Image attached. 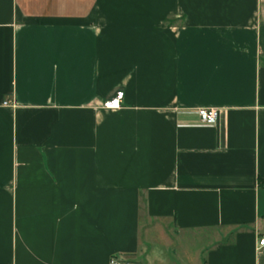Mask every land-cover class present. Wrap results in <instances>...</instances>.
<instances>
[{"label":"crops","instance_id":"obj_1","mask_svg":"<svg viewBox=\"0 0 264 264\" xmlns=\"http://www.w3.org/2000/svg\"><path fill=\"white\" fill-rule=\"evenodd\" d=\"M152 231L264 264V0H0V264H144Z\"/></svg>","mask_w":264,"mask_h":264},{"label":"rangeland","instance_id":"obj_2","mask_svg":"<svg viewBox=\"0 0 264 264\" xmlns=\"http://www.w3.org/2000/svg\"><path fill=\"white\" fill-rule=\"evenodd\" d=\"M153 232L152 236L147 239L148 243L141 245L144 264H195L193 245H183L181 247L173 243V247L171 241H168L167 238L162 239L159 233ZM174 249L177 255L173 253Z\"/></svg>","mask_w":264,"mask_h":264},{"label":"built area","instance_id":"obj_3","mask_svg":"<svg viewBox=\"0 0 264 264\" xmlns=\"http://www.w3.org/2000/svg\"><path fill=\"white\" fill-rule=\"evenodd\" d=\"M123 91L117 89L110 97L104 100L103 107L106 109H118L122 106L123 102ZM4 104H9V100H4ZM199 119L205 124H214L219 116V110L215 107L200 108L197 111ZM264 245V237L259 239V246ZM109 264H137L131 258L119 255H113L109 259Z\"/></svg>","mask_w":264,"mask_h":264},{"label":"trees","instance_id":"obj_4","mask_svg":"<svg viewBox=\"0 0 264 264\" xmlns=\"http://www.w3.org/2000/svg\"><path fill=\"white\" fill-rule=\"evenodd\" d=\"M259 179H260V180H262V179H263V177L261 176V177H259Z\"/></svg>","mask_w":264,"mask_h":264}]
</instances>
